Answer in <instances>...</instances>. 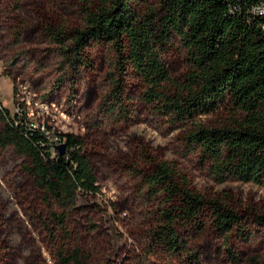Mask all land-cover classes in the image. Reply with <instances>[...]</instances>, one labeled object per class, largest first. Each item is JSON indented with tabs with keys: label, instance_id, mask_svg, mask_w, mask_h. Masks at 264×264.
Listing matches in <instances>:
<instances>
[{
	"label": "rangeland",
	"instance_id": "1",
	"mask_svg": "<svg viewBox=\"0 0 264 264\" xmlns=\"http://www.w3.org/2000/svg\"><path fill=\"white\" fill-rule=\"evenodd\" d=\"M50 21L79 25L77 0H0V103L14 118L19 114L33 127L51 129L55 143L83 139L98 191L79 193L72 209L55 198L46 202L26 169L30 159L12 146H0V264H58L61 246L67 253L79 251L86 264H189L186 251L169 254L152 244L151 229L165 204L164 196H154L145 183V152L173 162L179 178L196 192L229 194L225 201L250 233L248 238L232 234L227 243L205 215L208 226L201 237L181 230L193 240L199 264H232L228 247L242 264L264 259V229L255 220V212H264V187L238 180L218 183L201 154L187 147V130L176 128L156 103L147 101L140 77L116 68L119 59L110 46L94 44L88 66L70 70ZM164 58L172 77L187 73L179 43ZM112 77L126 85L125 105L107 110ZM226 117L212 113L201 122L214 125ZM3 125L0 118V131ZM51 210L67 213L68 235L52 223ZM48 226L57 230L55 240Z\"/></svg>",
	"mask_w": 264,
	"mask_h": 264
},
{
	"label": "trees",
	"instance_id": "2",
	"mask_svg": "<svg viewBox=\"0 0 264 264\" xmlns=\"http://www.w3.org/2000/svg\"><path fill=\"white\" fill-rule=\"evenodd\" d=\"M262 1L77 0L81 23L54 26L50 21L49 28L75 73L88 66L91 46H110L119 59L116 68L140 77L147 101L156 103L158 112L176 128L187 130V147L201 154L218 183L238 180L264 187V18L253 10ZM176 43L184 49L189 66L179 79L172 77L164 58ZM112 81L107 110L125 105L123 79L112 77ZM212 113L227 117L214 125L201 122ZM0 118L4 123L0 146H12L30 159L26 169L46 202L55 198L72 209L79 193L98 191L83 139L70 138L62 154L51 129L33 127L19 114L14 118L1 103ZM144 155L145 183L154 196H164L165 204L151 229L154 246L169 254L186 251V261L199 264L198 252L192 251L194 244L190 246L193 240L182 236L181 230L201 237L208 226L205 215L226 242L232 234L248 238L238 212L225 201L229 194L204 196L179 178L173 162L157 153ZM50 219L68 235L67 213L51 210ZM255 220L264 229V212H255ZM47 229L55 240L57 230ZM228 250L232 264L244 262ZM56 259L58 264H86L79 251L67 253L64 246L57 248ZM248 261L264 264L261 257Z\"/></svg>",
	"mask_w": 264,
	"mask_h": 264
},
{
	"label": "built area",
	"instance_id": "3",
	"mask_svg": "<svg viewBox=\"0 0 264 264\" xmlns=\"http://www.w3.org/2000/svg\"><path fill=\"white\" fill-rule=\"evenodd\" d=\"M254 12L264 18V1L260 2L256 6H254ZM263 29H264V22H263Z\"/></svg>",
	"mask_w": 264,
	"mask_h": 264
},
{
	"label": "water",
	"instance_id": "4",
	"mask_svg": "<svg viewBox=\"0 0 264 264\" xmlns=\"http://www.w3.org/2000/svg\"><path fill=\"white\" fill-rule=\"evenodd\" d=\"M57 148L59 149L60 153L64 154L66 151V143H61Z\"/></svg>",
	"mask_w": 264,
	"mask_h": 264
}]
</instances>
